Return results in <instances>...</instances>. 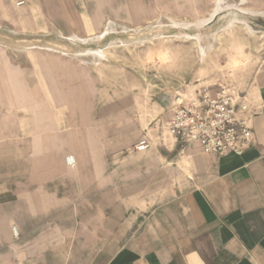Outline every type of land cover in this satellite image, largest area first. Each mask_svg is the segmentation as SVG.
<instances>
[{
  "label": "crops",
  "instance_id": "obj_1",
  "mask_svg": "<svg viewBox=\"0 0 264 264\" xmlns=\"http://www.w3.org/2000/svg\"><path fill=\"white\" fill-rule=\"evenodd\" d=\"M148 1L0 0V33L86 44L177 8ZM232 24L264 53V0H234ZM9 48L0 41V264H264V61L247 95L253 143L218 157L169 136L171 103L141 116L107 56Z\"/></svg>",
  "mask_w": 264,
  "mask_h": 264
},
{
  "label": "rangeland",
  "instance_id": "obj_2",
  "mask_svg": "<svg viewBox=\"0 0 264 264\" xmlns=\"http://www.w3.org/2000/svg\"><path fill=\"white\" fill-rule=\"evenodd\" d=\"M162 1L177 7L172 15L163 8L160 17L130 30L116 27L108 37L92 43L75 44L57 34L15 39L0 33V41L18 58L26 56L27 45L53 46L90 63L105 61L101 57L107 56L129 79L145 118L153 116L155 105H185L203 90L247 97L263 69L264 53L259 37L243 28L227 30L233 21L234 0H227L221 16L205 26L199 23L210 18L215 0L209 10L200 4L192 9L184 1Z\"/></svg>",
  "mask_w": 264,
  "mask_h": 264
},
{
  "label": "built area",
  "instance_id": "obj_3",
  "mask_svg": "<svg viewBox=\"0 0 264 264\" xmlns=\"http://www.w3.org/2000/svg\"><path fill=\"white\" fill-rule=\"evenodd\" d=\"M249 111L247 97L225 92L212 96L203 90L199 98L173 109V117L166 129L169 136L185 147L199 144L206 154L242 156L253 143ZM149 148L150 144L143 141L134 146V151L145 152ZM66 163L70 167L76 164L72 156L66 158ZM14 233L18 237L16 228Z\"/></svg>",
  "mask_w": 264,
  "mask_h": 264
},
{
  "label": "bare ground",
  "instance_id": "obj_4",
  "mask_svg": "<svg viewBox=\"0 0 264 264\" xmlns=\"http://www.w3.org/2000/svg\"><path fill=\"white\" fill-rule=\"evenodd\" d=\"M224 1L225 0H216V3H215V8H214V10H213V12L211 13L212 15H211V17L209 18V19H205V20H203V21H200V23H199V25H206V24H208L209 22H211V21H213L214 19V17L219 13V11L221 10V8H222V5H223V3H224ZM244 3V2H243ZM241 9V8H240ZM239 9V10H240ZM247 10V9H246ZM232 23H233V21H232ZM231 23V25H230V27L233 25ZM249 26V25H248ZM247 26V27H248ZM187 27V26H186ZM229 27V28H230ZM251 28V27H250ZM248 30V29H247ZM254 31V30H253ZM252 31V32H253ZM250 32V31H249ZM107 33V32H106ZM105 35V34H104ZM250 35V34H249ZM102 36V35H101ZM100 38V37H99ZM94 40V39H93ZM101 58H103V57H101ZM101 60V59H100Z\"/></svg>",
  "mask_w": 264,
  "mask_h": 264
}]
</instances>
